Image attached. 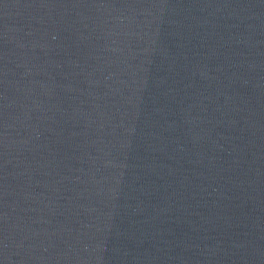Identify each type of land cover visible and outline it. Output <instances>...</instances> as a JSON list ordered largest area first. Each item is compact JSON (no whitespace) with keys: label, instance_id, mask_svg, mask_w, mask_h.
I'll return each instance as SVG.
<instances>
[{"label":"water","instance_id":"obj_1","mask_svg":"<svg viewBox=\"0 0 264 264\" xmlns=\"http://www.w3.org/2000/svg\"><path fill=\"white\" fill-rule=\"evenodd\" d=\"M0 264H264V0H0Z\"/></svg>","mask_w":264,"mask_h":264}]
</instances>
